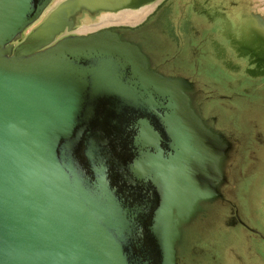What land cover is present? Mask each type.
Instances as JSON below:
<instances>
[{
  "label": "water",
  "instance_id": "95a60500",
  "mask_svg": "<svg viewBox=\"0 0 264 264\" xmlns=\"http://www.w3.org/2000/svg\"><path fill=\"white\" fill-rule=\"evenodd\" d=\"M137 0H0V264H179L183 232L222 196L230 143L194 82L73 15ZM55 40V41H54Z\"/></svg>",
  "mask_w": 264,
  "mask_h": 264
},
{
  "label": "flooded vegetation",
  "instance_id": "af4514ba",
  "mask_svg": "<svg viewBox=\"0 0 264 264\" xmlns=\"http://www.w3.org/2000/svg\"><path fill=\"white\" fill-rule=\"evenodd\" d=\"M221 1L162 0L139 23L115 25L131 27L122 30L156 67L194 82L199 111L230 143L222 196L185 228L179 264H264V24ZM220 214L221 226L203 232Z\"/></svg>",
  "mask_w": 264,
  "mask_h": 264
},
{
  "label": "rangeland",
  "instance_id": "374dc122",
  "mask_svg": "<svg viewBox=\"0 0 264 264\" xmlns=\"http://www.w3.org/2000/svg\"><path fill=\"white\" fill-rule=\"evenodd\" d=\"M61 1L63 0H52V2L49 4V6L45 9V11L43 12V14L37 19L35 20L33 23H31L23 32L22 34L19 36V38L17 40H15V44L20 42L21 40H23L26 35L32 30L34 29L37 25H39L43 19L47 16V14L49 13V11H51L54 7H56ZM162 0H148L146 2H144L143 4L137 5V6H133V7H129L130 9H139V12L135 15V16H129L127 19H123L122 21H113V22H109L107 24H98V15L100 13H102V11H88L86 9H82L80 11H78L75 15H73V25H72V29L68 28L65 29L63 32H61L56 38L58 39L59 37H61L62 35H65L67 33H85L88 31H92L95 30L99 27H103L105 25H110V24H120V23H128V24H136L139 23L140 21H142L147 15L148 13H150L154 7H156ZM222 3L228 4L230 2H235L237 5V9H240L241 12L244 15H248V16H254L257 18L258 21H260L259 23L264 24V0H223L221 1ZM135 7V8H134ZM126 8H123V10ZM122 9H119L118 11H112V12H119ZM104 12V11H103ZM87 14V16H86ZM87 17V20H85ZM131 17V18H130ZM90 20V21H88ZM92 20V21H91ZM128 20V21H127ZM76 25V26H75ZM54 40V41H55ZM216 221H213L209 224V226H205L204 228H202V231H207L209 228V231H214V229H217L219 227V225L221 226V224L223 223V218L222 215H218L216 216ZM217 232L211 234L212 238L214 239L215 236H217L216 234ZM245 239L247 240L248 243H250V239L248 238L246 232L244 235ZM214 241V240H213ZM226 247V251L227 253H229L230 255H232V249H237L235 243L228 242V244H225Z\"/></svg>",
  "mask_w": 264,
  "mask_h": 264
},
{
  "label": "bare ground",
  "instance_id": "6f19581e",
  "mask_svg": "<svg viewBox=\"0 0 264 264\" xmlns=\"http://www.w3.org/2000/svg\"><path fill=\"white\" fill-rule=\"evenodd\" d=\"M216 4V3H215ZM135 8V7H134ZM84 10V9H83ZM118 11V10H116ZM98 12V11H97ZM139 12V9H130L128 7H126V9H122L119 12H112V11H102V13H100L98 15V24H107L109 22H113V21H122L123 19H127L129 16H135L137 13ZM76 16V15H75ZM87 16V14H86ZM87 20V17H85ZM131 18V17H130ZM90 21V20H88ZM92 21V20H91ZM128 21V20H127ZM76 26V25H75ZM72 29V28H71ZM205 55V54H204ZM229 59V58H228ZM198 61V60H197ZM255 61V60H254ZM214 67V66H213ZM212 75V74H211ZM224 75V74H223ZM215 76V75H213ZM229 85V84H228ZM230 106V105H229ZM228 111V110H227ZM255 218V217H254ZM215 249V248H214ZM205 254V253H204ZM236 261V260H235Z\"/></svg>",
  "mask_w": 264,
  "mask_h": 264
}]
</instances>
